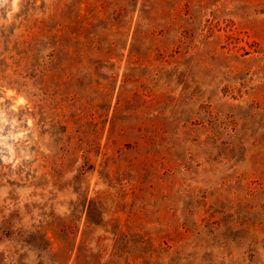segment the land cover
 <instances>
[{
  "label": "rangeland",
  "instance_id": "obj_1",
  "mask_svg": "<svg viewBox=\"0 0 264 264\" xmlns=\"http://www.w3.org/2000/svg\"><path fill=\"white\" fill-rule=\"evenodd\" d=\"M0 264H264V0H0Z\"/></svg>",
  "mask_w": 264,
  "mask_h": 264
}]
</instances>
